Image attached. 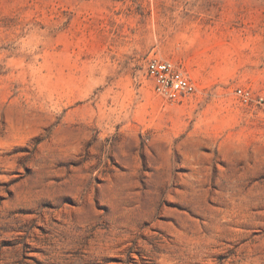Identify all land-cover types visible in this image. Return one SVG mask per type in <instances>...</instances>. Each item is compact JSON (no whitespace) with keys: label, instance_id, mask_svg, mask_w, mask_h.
<instances>
[{"label":"rangeland","instance_id":"obj_1","mask_svg":"<svg viewBox=\"0 0 264 264\" xmlns=\"http://www.w3.org/2000/svg\"><path fill=\"white\" fill-rule=\"evenodd\" d=\"M150 59L197 92L168 103ZM264 0H0V264H264Z\"/></svg>","mask_w":264,"mask_h":264},{"label":"built area","instance_id":"obj_2","mask_svg":"<svg viewBox=\"0 0 264 264\" xmlns=\"http://www.w3.org/2000/svg\"><path fill=\"white\" fill-rule=\"evenodd\" d=\"M145 75L155 95L168 103H180L197 92L195 83L183 67L173 61L150 59L145 66ZM235 94L242 105L264 109V97H255L247 89H238Z\"/></svg>","mask_w":264,"mask_h":264}]
</instances>
